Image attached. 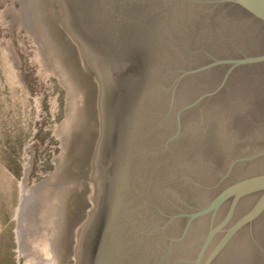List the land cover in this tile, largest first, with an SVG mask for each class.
I'll use <instances>...</instances> for the list:
<instances>
[{"label": "water", "instance_id": "95a60500", "mask_svg": "<svg viewBox=\"0 0 264 264\" xmlns=\"http://www.w3.org/2000/svg\"><path fill=\"white\" fill-rule=\"evenodd\" d=\"M101 81L77 264H264V0H56Z\"/></svg>", "mask_w": 264, "mask_h": 264}, {"label": "rangeland", "instance_id": "374dc122", "mask_svg": "<svg viewBox=\"0 0 264 264\" xmlns=\"http://www.w3.org/2000/svg\"><path fill=\"white\" fill-rule=\"evenodd\" d=\"M62 17L0 0V264H77L97 195L102 85Z\"/></svg>", "mask_w": 264, "mask_h": 264}, {"label": "bare ground", "instance_id": "6f19581e", "mask_svg": "<svg viewBox=\"0 0 264 264\" xmlns=\"http://www.w3.org/2000/svg\"><path fill=\"white\" fill-rule=\"evenodd\" d=\"M26 2V1H25ZM38 218V217H37ZM32 219V218H31ZM39 219V218H38ZM38 225V224H37Z\"/></svg>", "mask_w": 264, "mask_h": 264}]
</instances>
